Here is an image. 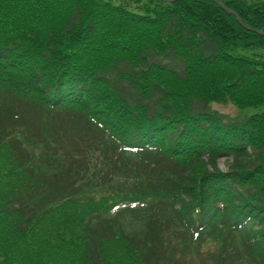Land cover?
Returning <instances> with one entry per match:
<instances>
[{
    "label": "trees",
    "instance_id": "obj_1",
    "mask_svg": "<svg viewBox=\"0 0 264 264\" xmlns=\"http://www.w3.org/2000/svg\"><path fill=\"white\" fill-rule=\"evenodd\" d=\"M261 52L213 0H0V264H264V113L210 109L264 107Z\"/></svg>",
    "mask_w": 264,
    "mask_h": 264
},
{
    "label": "rangeland",
    "instance_id": "obj_2",
    "mask_svg": "<svg viewBox=\"0 0 264 264\" xmlns=\"http://www.w3.org/2000/svg\"><path fill=\"white\" fill-rule=\"evenodd\" d=\"M263 31L264 30H258ZM261 55H264L263 52L260 53ZM210 109L213 112H218L222 115H224L229 120H236L241 121V119L249 118L255 115H259L264 113V107H257V108H250V109H243L239 106L233 104V103H226V104H217L213 103L210 105ZM220 169L226 170L228 166V161L225 159L220 160L219 162ZM91 209V203H88L87 201H82L78 205L77 210H88ZM187 255L190 259V263H194V256L191 251L189 253L187 252ZM105 257H107L108 261H112V264L120 263L121 255V244L116 241V243L109 244L105 247Z\"/></svg>",
    "mask_w": 264,
    "mask_h": 264
},
{
    "label": "water",
    "instance_id": "obj_3",
    "mask_svg": "<svg viewBox=\"0 0 264 264\" xmlns=\"http://www.w3.org/2000/svg\"><path fill=\"white\" fill-rule=\"evenodd\" d=\"M162 1H165V2H167V3H174V2H176V1H178V0H162ZM213 1L217 2V3L220 5V7H222V8H223L228 14L234 15V16L236 17V19L238 20V22H239V23H240L245 29H247V30H249V31H252V32H255V33L259 34V35L264 36V32H263V31H255V30L251 29L249 26H247V25L243 22L242 18H241L237 13H235L234 11H232L231 9H229L225 4H223V3L220 2L219 0H213Z\"/></svg>",
    "mask_w": 264,
    "mask_h": 264
}]
</instances>
